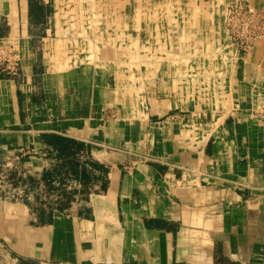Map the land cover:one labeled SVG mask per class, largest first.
I'll return each instance as SVG.
<instances>
[{
	"label": "crops",
	"instance_id": "1",
	"mask_svg": "<svg viewBox=\"0 0 264 264\" xmlns=\"http://www.w3.org/2000/svg\"><path fill=\"white\" fill-rule=\"evenodd\" d=\"M0 6V47L21 61L0 75L1 132L69 184L47 224L0 199V264H264L263 66L232 71L205 108L124 0L88 7L91 38L59 34L57 0ZM202 32L179 43L205 49L217 35Z\"/></svg>",
	"mask_w": 264,
	"mask_h": 264
},
{
	"label": "rangeland",
	"instance_id": "2",
	"mask_svg": "<svg viewBox=\"0 0 264 264\" xmlns=\"http://www.w3.org/2000/svg\"><path fill=\"white\" fill-rule=\"evenodd\" d=\"M97 1L99 0H57L58 12L55 20L60 29L59 34L63 36L68 33H77L78 37L91 38L95 33L99 16L88 14L86 11L91 5L96 6ZM124 1L127 3L126 17L129 18L135 13L139 23L142 24L143 44L151 38L157 40L154 44L163 42L159 51L156 52L170 60L162 61V66L165 64L164 66L167 65L169 69L176 72L178 70L188 72V77L181 75L180 72L175 73L172 78H169L171 82L187 80L193 90L190 96H193V101L202 97L204 92L200 94L201 90L211 93L209 96L213 99L208 104H204L205 108H212L210 106L212 101L218 102L224 96L223 90L235 85L232 81L229 83V78L226 77L232 71L235 69L239 72L245 69L257 71L262 66L264 68V50L262 51L264 49V0ZM209 21H212L211 25L208 24ZM155 24L157 29H152L151 27ZM202 27L213 34L216 33V40L205 49L203 46L199 49L193 46L185 51L183 44L179 43L180 39L184 42L196 37V33L203 34ZM116 32L119 33V31ZM184 53L188 54L189 60L182 62V59L187 58L182 56ZM252 80L255 87L264 88V79L255 77ZM211 111L204 110V112ZM1 130L0 128V199L23 202L25 200L33 218L30 221L32 224L37 226L49 223L52 220L49 211L54 210V205L59 201L63 202L67 197L64 187L69 184L63 169L60 172H53V162L48 159L44 165L48 168L47 171L51 172L43 178L42 174L36 170L42 167V164L36 159L21 156L25 150L21 147L19 134L7 136L8 138L5 139L6 135ZM49 178L52 179L51 183L46 182ZM55 200H57L56 203ZM59 206L60 210L64 208V205ZM68 208L65 207L66 210ZM3 210L4 207L0 205V218L4 217Z\"/></svg>",
	"mask_w": 264,
	"mask_h": 264
},
{
	"label": "built area",
	"instance_id": "3",
	"mask_svg": "<svg viewBox=\"0 0 264 264\" xmlns=\"http://www.w3.org/2000/svg\"><path fill=\"white\" fill-rule=\"evenodd\" d=\"M21 68L18 53L13 47H0V75L16 76Z\"/></svg>",
	"mask_w": 264,
	"mask_h": 264
},
{
	"label": "trees",
	"instance_id": "4",
	"mask_svg": "<svg viewBox=\"0 0 264 264\" xmlns=\"http://www.w3.org/2000/svg\"><path fill=\"white\" fill-rule=\"evenodd\" d=\"M67 154H68V150L66 151V153H62L63 156H65V155H67ZM47 175H49V172H46V173L43 175V178H45ZM46 182H47V183H51V182H52V179L49 178V179L46 180ZM56 201H57V200H55V203H56ZM59 207H60L59 204H55L53 208H55V209H60ZM51 211H52V210H51ZM49 212H50V211H49Z\"/></svg>",
	"mask_w": 264,
	"mask_h": 264
},
{
	"label": "bare ground",
	"instance_id": "5",
	"mask_svg": "<svg viewBox=\"0 0 264 264\" xmlns=\"http://www.w3.org/2000/svg\"><path fill=\"white\" fill-rule=\"evenodd\" d=\"M183 1V0H182ZM221 2V1H220ZM167 3V2H166ZM174 3H176V2H174ZM223 3V2H222ZM162 4V3H161ZM141 5V4H140ZM169 5V4H168ZM156 6V5H155ZM172 6V5H171ZM166 7V6H165ZM164 7V8H165ZM173 7V6H172ZM178 7V6H177ZM186 7V6H185ZM196 7H197V5H196ZM157 8V7H156ZM171 8V7H170ZM175 8V7H174ZM183 8V7H182ZM147 9V8H146ZM155 9V8H154ZM160 9V8H159ZM145 10V9H144ZM150 10V9H149ZM163 10H165V9H163ZM162 10V11H163ZM159 12V11H158ZM151 13H153V12H151ZM155 13H156V10H155ZM172 13V12H171ZM140 14V13H139ZM158 14V13H157ZM151 15H153V14H151ZM173 15V14H172ZM115 16V15H114ZM160 16V15H159ZM166 16V15H165ZM161 17V16H160ZM169 17V16H168ZM111 18V17H110ZM157 18V17H156ZM178 18V17H177ZM114 19V18H113ZM116 20V19H115ZM147 20H148V18H147ZM173 20V19H172ZM176 20V19H175ZM188 20V19H187ZM153 21V20H152ZM182 21V20H181ZM186 21V20H185ZM191 21V20H190ZM111 23V22H110ZM117 23V22H116ZM170 23H172V22H170ZM193 23V22H192ZM157 24V23H156ZM118 25V24H117ZM111 26V25H110ZM191 26V25H190ZM116 27H118V26H116ZM118 39H120V37L118 38ZM121 40V39H120ZM126 40V39H125ZM124 40V42L125 43H127V41H125ZM115 42V41H114ZM121 43V42H120ZM262 44H263V42H262ZM127 45V44H126ZM264 49H262V51H263Z\"/></svg>",
	"mask_w": 264,
	"mask_h": 264
}]
</instances>
